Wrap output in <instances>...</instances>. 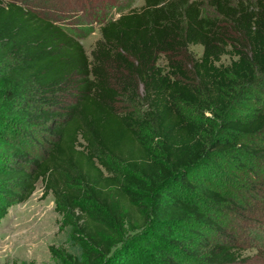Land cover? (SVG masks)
Masks as SVG:
<instances>
[{
    "label": "trees",
    "instance_id": "16d2710c",
    "mask_svg": "<svg viewBox=\"0 0 264 264\" xmlns=\"http://www.w3.org/2000/svg\"><path fill=\"white\" fill-rule=\"evenodd\" d=\"M119 1L0 0V222L42 182L73 248L86 245V264H113L129 241L115 227L122 209L140 219V192L155 194L166 183L194 189L190 171L212 153L234 150L249 163L262 218L255 239L264 248V105L228 118L241 91L264 101V0H145L128 12L134 0ZM95 23L102 37L90 58L81 40ZM192 47L202 48L200 58L189 59ZM135 103L146 109L120 107ZM156 198L154 218L163 226L151 233L160 240L139 242L141 250L154 249L165 264L247 260L227 234L187 244L173 224L226 232L192 198L172 190Z\"/></svg>",
    "mask_w": 264,
    "mask_h": 264
},
{
    "label": "rangeland",
    "instance_id": "374dc122",
    "mask_svg": "<svg viewBox=\"0 0 264 264\" xmlns=\"http://www.w3.org/2000/svg\"><path fill=\"white\" fill-rule=\"evenodd\" d=\"M111 1L114 2V0ZM126 2L128 0H120L119 4L125 5ZM144 4L145 0H134L131 8L125 12L137 10ZM115 14L114 18L117 19L119 14L116 12ZM85 20H91V16H85ZM101 37L100 26L95 23V31L86 39L81 40L90 58H92V52ZM201 55V47L190 48L189 59H198ZM223 63L230 64V56H225ZM159 64L166 66L164 57H161ZM142 91L143 89L140 88V93ZM263 105L262 99L252 100L247 90L241 91L237 94L236 101L228 113V118L247 117L251 111ZM120 107L136 113H141L146 109L142 103L121 104ZM187 115L203 119L200 113L190 109H187ZM207 116L210 115L207 114ZM8 136L11 137V134ZM222 137L226 138V136ZM236 154L237 152L234 150L219 154L212 153L205 166L190 171L189 177L193 181L194 189H187L179 184L166 183L161 185L155 194L140 192L145 209L141 211L139 208L140 219L131 215L128 210L122 209L121 223L115 227L118 233L122 234V238L129 241L123 252L114 255L113 264H165L163 260L159 259V254L154 249L141 250L139 242L141 244L159 242L160 239L151 233L155 230L158 231L162 228L160 226H163V224L155 222L154 218V208L158 205L156 196L170 190L178 193L183 200L192 198L195 204L202 206V213L217 221L221 230L226 232H221L216 226L211 225L210 227L207 223L203 225V223L195 224L184 221L172 225L179 238L187 240V244L190 241L200 240L214 243L216 240L226 241L224 235L227 234L229 236L227 241L237 245L242 251L243 258L247 259L239 264H264V248L255 239L256 234L261 236L262 232V218L257 203L259 196L255 197L251 188L248 160L243 158L242 161H237L236 159L239 157H236ZM242 163L245 164L244 168ZM114 168L120 174L131 175L124 166L115 164ZM206 190L222 195L227 198V201L221 204L213 202L206 196ZM263 192L260 193L263 194ZM56 207L54 196L50 194L45 197L44 186L40 182L28 201L25 203L15 202L9 208L6 217L0 222V264H86L84 255L87 250L86 245L81 243L79 248H73L69 235L62 228L63 216L56 211ZM90 207L92 206L89 203L83 206L88 212L92 211ZM193 229L202 231L198 233L201 236L197 237L193 234ZM74 238L75 242L81 240L80 236ZM119 256L122 257L123 262L118 259ZM134 258L139 263L131 260ZM181 262L186 261L181 258Z\"/></svg>",
    "mask_w": 264,
    "mask_h": 264
}]
</instances>
